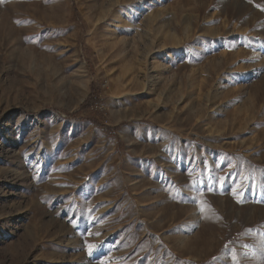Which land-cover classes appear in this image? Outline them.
Segmentation results:
<instances>
[{"label": "rangeland", "instance_id": "rangeland-1", "mask_svg": "<svg viewBox=\"0 0 264 264\" xmlns=\"http://www.w3.org/2000/svg\"><path fill=\"white\" fill-rule=\"evenodd\" d=\"M0 264H264V0H0Z\"/></svg>", "mask_w": 264, "mask_h": 264}]
</instances>
